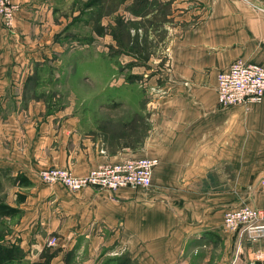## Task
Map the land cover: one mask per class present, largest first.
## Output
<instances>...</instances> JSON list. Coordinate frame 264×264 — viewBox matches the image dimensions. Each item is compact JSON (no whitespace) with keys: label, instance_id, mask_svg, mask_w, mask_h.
Returning <instances> with one entry per match:
<instances>
[{"label":"crops","instance_id":"0c3cea01","mask_svg":"<svg viewBox=\"0 0 264 264\" xmlns=\"http://www.w3.org/2000/svg\"><path fill=\"white\" fill-rule=\"evenodd\" d=\"M10 1L20 11L12 30L0 18V169L31 182L25 202L12 204L21 210V247L33 253L26 259L41 260L44 237L58 233L48 264H264V240L224 229L228 210L264 206V99L223 108L217 96V75L233 61L264 66V0H122L144 5L139 17L170 23L167 60L154 74L139 66L151 94L106 98L112 109H139L137 145L121 137L115 152L81 130L66 103L73 98L38 93L81 79L76 64L66 73L47 61L66 51L56 40L67 29L57 0ZM136 157L159 161L149 189L71 192L36 173L85 176Z\"/></svg>","mask_w":264,"mask_h":264},{"label":"rangeland","instance_id":"374dc122","mask_svg":"<svg viewBox=\"0 0 264 264\" xmlns=\"http://www.w3.org/2000/svg\"><path fill=\"white\" fill-rule=\"evenodd\" d=\"M56 3L59 15L67 21V29L60 32L56 40L61 41L66 51L47 61L62 66L66 73L74 72L71 69L76 64L82 81L77 79L74 82L69 78L61 87L46 85L38 93L41 96L60 95L63 97L61 100L73 98L74 101L66 103L81 116V130L101 137L110 151H116V142H120L118 139L121 137L129 138L127 144L137 145L138 103L112 109L105 101L107 97L127 100L151 94L150 86L144 91L139 85V66L145 64L147 73L154 74L150 69L161 66L167 60L163 48L167 46L169 32L166 26L170 21L167 17L158 18V15L139 17L147 8L143 10L144 5L137 3L126 8L122 0H57ZM167 13L169 9L165 7L163 15ZM11 176L16 177L10 173L3 178L6 202L10 205L15 204L18 193L27 191L25 187L15 186ZM21 217L20 214L0 223V262L12 248L15 261L3 264H48L56 252L54 249L61 244V236L58 233L47 234L43 239L41 260H28L27 256L33 253L21 247L22 233L16 227Z\"/></svg>","mask_w":264,"mask_h":264},{"label":"built area","instance_id":"2783aa9c","mask_svg":"<svg viewBox=\"0 0 264 264\" xmlns=\"http://www.w3.org/2000/svg\"><path fill=\"white\" fill-rule=\"evenodd\" d=\"M19 11L20 6L10 0H0V18L6 29H13ZM217 96L223 108L248 107L262 102L264 66L242 59L233 61L217 75ZM158 164L156 158L136 157L102 164L85 176H77L67 168L51 167L42 170L38 178L43 184H61L71 192L87 188L109 191L121 188L149 189ZM224 229L240 237L264 240V206L256 208L243 205L228 210L224 217Z\"/></svg>","mask_w":264,"mask_h":264},{"label":"trees","instance_id":"16d2710c","mask_svg":"<svg viewBox=\"0 0 264 264\" xmlns=\"http://www.w3.org/2000/svg\"><path fill=\"white\" fill-rule=\"evenodd\" d=\"M10 172L5 169H0V223L3 222L6 219H11L15 218L16 216L21 214V210L17 207H14L6 202V193H5V186H4V181L3 178L7 175H9ZM11 181H14L15 186L19 187H29L31 185V182L28 180V178L24 175H18L16 177L11 176L10 178ZM26 200V195L23 193H18L17 194V200L16 203L18 205L24 203ZM5 253V258L4 261H2L0 264L6 263V262H13L15 261V253L12 251V248H9ZM50 260V259H49ZM49 262V261H48Z\"/></svg>","mask_w":264,"mask_h":264}]
</instances>
